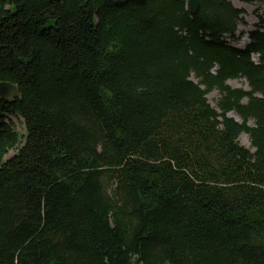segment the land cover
I'll list each match as a JSON object with an SVG mask.
<instances>
[{"label":"trees","instance_id":"1","mask_svg":"<svg viewBox=\"0 0 264 264\" xmlns=\"http://www.w3.org/2000/svg\"><path fill=\"white\" fill-rule=\"evenodd\" d=\"M189 1L0 0V264H264V22Z\"/></svg>","mask_w":264,"mask_h":264},{"label":"rangeland","instance_id":"2","mask_svg":"<svg viewBox=\"0 0 264 264\" xmlns=\"http://www.w3.org/2000/svg\"><path fill=\"white\" fill-rule=\"evenodd\" d=\"M235 7L244 10L243 21L239 25L237 35L240 37V41L238 43L231 42L232 45L244 49L250 44V38L248 35L256 30L258 25H261L264 22V0H230ZM250 29V30H249ZM257 61V58L255 57ZM228 84L234 89H244L249 90L248 83L245 79L241 80H232L229 81ZM208 102L214 108H217L218 100L220 99V92L218 90H214L207 95ZM233 117L238 118L237 114L232 113ZM12 122L14 123V127L18 133L25 134L23 122L19 119L12 118ZM240 143L245 148H251V141L247 134H242L240 137ZM15 152L11 151L8 155V158L14 156Z\"/></svg>","mask_w":264,"mask_h":264},{"label":"water","instance_id":"3","mask_svg":"<svg viewBox=\"0 0 264 264\" xmlns=\"http://www.w3.org/2000/svg\"><path fill=\"white\" fill-rule=\"evenodd\" d=\"M189 7L191 13L196 15L200 9V2L199 0H190ZM0 97L6 100H14L17 97H20V92L18 88L8 82L0 83ZM232 116V114H230ZM233 117V116H232ZM239 122H241L238 118H236Z\"/></svg>","mask_w":264,"mask_h":264},{"label":"bare ground","instance_id":"4","mask_svg":"<svg viewBox=\"0 0 264 264\" xmlns=\"http://www.w3.org/2000/svg\"><path fill=\"white\" fill-rule=\"evenodd\" d=\"M250 30V29H249Z\"/></svg>","mask_w":264,"mask_h":264}]
</instances>
